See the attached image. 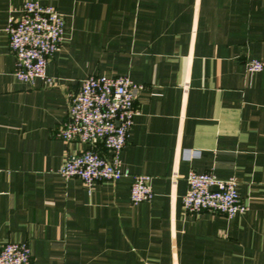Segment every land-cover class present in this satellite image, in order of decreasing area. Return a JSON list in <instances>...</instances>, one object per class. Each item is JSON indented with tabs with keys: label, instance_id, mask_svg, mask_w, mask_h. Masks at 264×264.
<instances>
[{
	"label": "crops",
	"instance_id": "crops-1",
	"mask_svg": "<svg viewBox=\"0 0 264 264\" xmlns=\"http://www.w3.org/2000/svg\"><path fill=\"white\" fill-rule=\"evenodd\" d=\"M0 0V246L26 241L30 264H264V0H42L64 17L44 83L18 79ZM90 74L142 83L121 167L150 175L93 181L58 171L89 144L57 136ZM95 147L109 155L102 142ZM190 169L235 176L246 208L187 212Z\"/></svg>",
	"mask_w": 264,
	"mask_h": 264
},
{
	"label": "built area",
	"instance_id": "built-area-1",
	"mask_svg": "<svg viewBox=\"0 0 264 264\" xmlns=\"http://www.w3.org/2000/svg\"><path fill=\"white\" fill-rule=\"evenodd\" d=\"M64 17L50 3L24 0L17 15H10L6 25L8 44L15 56L14 75L44 83L53 80L46 74V65L62 39ZM248 71L264 68V59L249 58ZM142 83L127 74H90L80 80L67 106V118L57 136L89 144L78 152L69 153L57 171L64 177L78 176L89 186L95 180L131 176L129 196L133 203L151 198L150 175L131 174L121 167L120 151L138 112L134 99ZM102 142L109 155L100 152L95 144ZM187 189L182 205L187 212L203 210L233 216L246 208L237 191L235 176L218 177L210 171L190 169L186 174ZM31 251L26 241H5L0 246V264H30Z\"/></svg>",
	"mask_w": 264,
	"mask_h": 264
}]
</instances>
